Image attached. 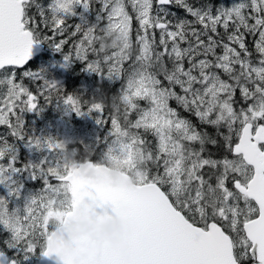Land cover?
<instances>
[{
  "label": "snow or ice",
  "instance_id": "6c2138e0",
  "mask_svg": "<svg viewBox=\"0 0 264 264\" xmlns=\"http://www.w3.org/2000/svg\"><path fill=\"white\" fill-rule=\"evenodd\" d=\"M81 6L97 12L94 24L69 23ZM113 32L122 43L105 48ZM40 43L121 81L119 92L67 94L29 67ZM54 102L96 114L105 152L139 177L133 189L98 193L100 215L123 204L131 231L120 247L82 237L64 251L81 193L59 141L30 137L23 117ZM0 129V183L19 196L13 174L41 182L23 215L0 198L4 244L25 259L40 250L63 264H264V0H73L70 10L67 0H0ZM18 141L57 159L21 165ZM0 264L19 261L0 245Z\"/></svg>",
  "mask_w": 264,
  "mask_h": 264
},
{
  "label": "rangeland",
  "instance_id": "374dc122",
  "mask_svg": "<svg viewBox=\"0 0 264 264\" xmlns=\"http://www.w3.org/2000/svg\"><path fill=\"white\" fill-rule=\"evenodd\" d=\"M40 2L46 5L50 0H40ZM224 2L230 5L233 0H224ZM94 7L99 8V5L94 4ZM76 12L77 16L71 18V21H69L70 24L80 23L81 15L86 17L89 24H94L96 22V11L90 10L89 12H84L81 6L76 8ZM71 31L72 29L70 28L69 32ZM61 38H67V34H65L64 37H57V40ZM79 38L80 37L77 36L69 39L68 44L64 46V51H71L73 43ZM40 44H43V50L35 59L34 64L29 67L34 72H42L46 80L55 82L63 90L65 89V79L68 75V69L75 64L79 65L78 73L81 74L79 85L82 87L83 92L92 86L94 74H96L94 82L97 81V79L104 80L109 85H117L120 90L121 81L110 80L106 75L87 71L85 70V65L79 61L66 64L63 55L57 52L54 47L46 43ZM67 94H73V92H68ZM41 103H43L42 100ZM23 117L26 131L30 137H37L41 140L52 139L54 141H59V154L63 160L66 161L71 170L78 164V162L72 158L73 153L75 154V152H77L78 147H74L71 152L68 151L66 147L70 143L78 142L80 143L79 146L84 149V151H81L85 152L88 156L93 155L96 159L95 162L125 170L130 173L133 180L138 183L139 177L136 175L134 169L129 167L128 164H126L118 155L107 154L105 152L107 146L100 144V140L107 137L108 129L107 126L104 127L97 122L98 117L96 114L79 116L75 112L68 111L65 105L54 102L45 105L43 111L25 112L23 113ZM189 117L195 122V117ZM0 131H3V129H0ZM17 150L21 165L28 163L40 164L41 161L46 159L54 162L58 155L57 153L49 151L47 148L41 150L28 146L25 141L17 142ZM12 180H14L16 184L23 186L21 188V194L19 196L10 195L9 188L6 187L5 184L0 183V198L9 201L8 208L10 211H15L19 208L20 214L23 215L28 197L41 188V182L32 179L28 173L13 174ZM54 228V224L50 226V230H53ZM11 236V232L6 230L3 224H0V245H3L4 251L13 260H18L19 264L30 263L33 254H28V258L25 259V252L22 247L8 249L4 244V241L10 240ZM36 261L37 260H35L34 263Z\"/></svg>",
  "mask_w": 264,
  "mask_h": 264
},
{
  "label": "water",
  "instance_id": "95a60500",
  "mask_svg": "<svg viewBox=\"0 0 264 264\" xmlns=\"http://www.w3.org/2000/svg\"><path fill=\"white\" fill-rule=\"evenodd\" d=\"M42 48H43V44L34 45L33 55L31 59L36 55H38L41 52ZM89 170L95 171L97 175L101 177V179L99 180L88 179L86 173ZM72 173H73V183L77 185L81 193L78 198L77 214L75 217H77L79 214L78 209L80 208L82 202H88L92 206L93 211L89 213V217L97 221L98 224L102 225L107 220L117 216L124 217V215L122 214V209H123L122 203H117L116 206H110L107 214L100 215L99 211H102V209L97 208L98 193L102 189L110 190V191H122L137 187L138 183L133 181L129 173L118 168L110 167L103 163H96L90 159L78 163L72 169ZM113 175H115L118 178L117 181L115 182L113 181ZM52 231H55V228ZM82 237H86L90 240V237L88 235H84ZM65 238L67 239L66 234H65ZM73 242L74 241H71V244H73ZM33 264H63V262L56 255H53L51 257H45L43 255H40L39 259Z\"/></svg>",
  "mask_w": 264,
  "mask_h": 264
},
{
  "label": "clouds",
  "instance_id": "9594fccd",
  "mask_svg": "<svg viewBox=\"0 0 264 264\" xmlns=\"http://www.w3.org/2000/svg\"><path fill=\"white\" fill-rule=\"evenodd\" d=\"M64 2V0H62ZM73 7V0H67V8ZM104 47L111 48L113 45L122 43L119 33L113 32L104 40ZM88 179L99 180L101 177L95 171L89 170L86 173ZM117 177L113 175V181H117ZM93 211L92 206L88 202H82L78 209V216L73 218L67 224V239L63 238V248L65 252L72 251L71 241H76L84 235H88L93 244L103 247L105 244L112 247H120L125 242L126 237L131 231L130 222L123 216H117L107 220L105 223L98 224L97 221L89 217V213ZM9 218V217H5Z\"/></svg>",
  "mask_w": 264,
  "mask_h": 264
},
{
  "label": "trees",
  "instance_id": "16d2710c",
  "mask_svg": "<svg viewBox=\"0 0 264 264\" xmlns=\"http://www.w3.org/2000/svg\"><path fill=\"white\" fill-rule=\"evenodd\" d=\"M46 1V0H43ZM214 2H219V0H214ZM173 11H176L178 13V15H183V10L181 9H177V8H173ZM135 24V22H134ZM36 58H34L33 60L29 61V66L34 64ZM79 65H74L72 66L70 69H68V75L66 80V84H65V91L66 93L68 92H73V94H77V95H81L83 96L85 99L91 100L94 97H98L100 93H103L107 96H112L115 95L116 93H118V87L117 85H109L106 81L104 80H98L94 82V77L96 74L93 75V83L92 86L87 89L86 91L83 92L82 87L79 85L80 82V77L81 74H79V69H78ZM107 112V110H106ZM184 115L186 116H191L190 114L184 113ZM107 115L104 116V119H107ZM190 118V117H189ZM192 119V118H190ZM193 120V119H192ZM80 143L78 142H74V143H70L67 145V150L68 151H72V149L74 147H78V151L75 152V154L73 153L72 158H74L78 163L85 161L87 159L96 161V159L93 157V155L88 156L85 152H82L81 150L84 151V149H82L80 146ZM40 250H37V252L35 254H33L32 258H31V262L30 263H26V264H33L35 260H38L40 257Z\"/></svg>",
  "mask_w": 264,
  "mask_h": 264
},
{
  "label": "flooded vegetation",
  "instance_id": "af4514ba",
  "mask_svg": "<svg viewBox=\"0 0 264 264\" xmlns=\"http://www.w3.org/2000/svg\"><path fill=\"white\" fill-rule=\"evenodd\" d=\"M8 260H11L12 258L7 254Z\"/></svg>",
  "mask_w": 264,
  "mask_h": 264
}]
</instances>
